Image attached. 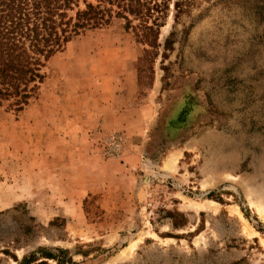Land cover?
I'll use <instances>...</instances> for the list:
<instances>
[{
    "label": "rangeland",
    "instance_id": "374dc122",
    "mask_svg": "<svg viewBox=\"0 0 264 264\" xmlns=\"http://www.w3.org/2000/svg\"><path fill=\"white\" fill-rule=\"evenodd\" d=\"M182 7L156 42L81 31L0 105V264H264V0Z\"/></svg>",
    "mask_w": 264,
    "mask_h": 264
},
{
    "label": "trees",
    "instance_id": "16d2710c",
    "mask_svg": "<svg viewBox=\"0 0 264 264\" xmlns=\"http://www.w3.org/2000/svg\"><path fill=\"white\" fill-rule=\"evenodd\" d=\"M169 0H0V105L22 110L35 97L49 58L75 35L113 18L156 42ZM183 0H173L175 17ZM135 22V24H133ZM140 32V33H139Z\"/></svg>",
    "mask_w": 264,
    "mask_h": 264
}]
</instances>
